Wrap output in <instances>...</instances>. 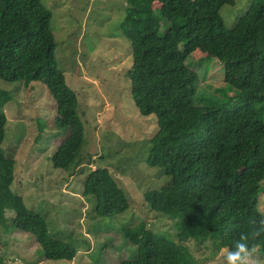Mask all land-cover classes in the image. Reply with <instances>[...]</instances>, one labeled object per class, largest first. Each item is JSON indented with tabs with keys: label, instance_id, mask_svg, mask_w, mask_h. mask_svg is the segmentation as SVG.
I'll list each match as a JSON object with an SVG mask.
<instances>
[{
	"label": "trees",
	"instance_id": "1",
	"mask_svg": "<svg viewBox=\"0 0 264 264\" xmlns=\"http://www.w3.org/2000/svg\"><path fill=\"white\" fill-rule=\"evenodd\" d=\"M225 3L126 0L120 26L131 46L130 94L140 114L156 117L158 130L146 162L165 175V183L146 190L143 199L151 210L173 219L177 233L171 240L144 220L121 225L130 248L118 264H199L188 241L216 253L230 250L243 235L249 252L264 251V215L258 207L264 178V0H252L232 28L219 13ZM50 19L41 0H0V80L38 81L47 88L55 105L52 128L67 131L50 161L71 175L86 172L83 125L76 93L57 66ZM162 19L168 23L164 34ZM203 46L223 64L222 85L236 91L234 98L212 93L205 103L194 104L198 75L190 59ZM10 98L0 89V229L28 232L46 259L72 260L74 245L52 237L43 215L11 189L15 161L2 148L3 107ZM81 194L93 198V211L102 219L129 208L106 167L86 172ZM6 210L14 213L9 221Z\"/></svg>",
	"mask_w": 264,
	"mask_h": 264
},
{
	"label": "rangeland",
	"instance_id": "2",
	"mask_svg": "<svg viewBox=\"0 0 264 264\" xmlns=\"http://www.w3.org/2000/svg\"><path fill=\"white\" fill-rule=\"evenodd\" d=\"M41 1L51 11L57 66L78 99L84 136L81 167L86 172L109 169L129 208L110 220L97 217L93 198L81 194L86 172L69 175L51 164L50 156L67 131L52 128L55 105L47 88L38 81L25 85L0 80V89L11 94L3 107L2 142L4 154L15 161L11 189L27 208L43 215L52 237L70 241L77 249L72 260L46 259L28 232L0 229L1 264H118L130 248L122 240L121 225L144 220L147 227L171 240L177 233L173 219L151 210L143 199L146 190L165 183V175L146 162L150 139L158 130L156 117L140 114L130 94L131 46L120 26L126 0ZM251 1L226 0L219 11L224 25L232 28ZM160 23L159 32L164 34L168 23L164 19ZM190 61L198 75L194 104L205 103L212 93L234 98L236 91L222 85L223 64L209 55L208 47L198 48ZM261 186L258 207L264 215V178ZM13 214L6 210L7 221ZM186 244L199 264H227L224 249L214 253L204 244ZM247 264H264V251L249 252Z\"/></svg>",
	"mask_w": 264,
	"mask_h": 264
},
{
	"label": "clouds",
	"instance_id": "3",
	"mask_svg": "<svg viewBox=\"0 0 264 264\" xmlns=\"http://www.w3.org/2000/svg\"><path fill=\"white\" fill-rule=\"evenodd\" d=\"M264 224V220L261 221ZM227 264H247L249 260V243L248 237L243 235L242 238L234 242L225 256Z\"/></svg>",
	"mask_w": 264,
	"mask_h": 264
}]
</instances>
